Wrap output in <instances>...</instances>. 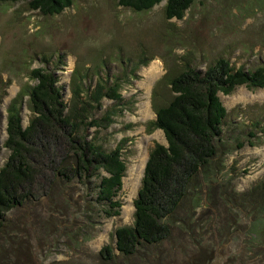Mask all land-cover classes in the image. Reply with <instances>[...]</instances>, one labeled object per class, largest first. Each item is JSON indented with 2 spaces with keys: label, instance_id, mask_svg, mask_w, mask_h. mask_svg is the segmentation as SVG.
I'll return each instance as SVG.
<instances>
[{
  "label": "rangeland",
  "instance_id": "374dc122",
  "mask_svg": "<svg viewBox=\"0 0 264 264\" xmlns=\"http://www.w3.org/2000/svg\"><path fill=\"white\" fill-rule=\"evenodd\" d=\"M165 4L136 12L117 0H75L63 13L46 16L31 10L28 1L0 3V169L10 155L4 147L7 107L29 82L32 69L54 71L66 88L77 67L114 80L136 62L148 61L137 66L131 84L121 82L123 97L134 102L127 106L132 110L123 107L108 130L90 131V138L98 135L107 150L123 145L127 173L119 194L121 216H101L94 194L77 182L41 181L37 199L10 212L0 231V264H104L99 253L115 244V231L134 225L133 202L151 150L156 143L167 144L163 131L148 133V123L156 118L154 98L167 96L165 76L180 73L185 58L201 69L221 56L245 70L264 65V0H195L182 20H168ZM50 59L53 64L46 63ZM220 98L229 113L222 146L227 154L220 153L211 180L202 176L193 185L172 222L173 241L164 246V264H241L245 253L252 255L247 205L236 206L232 199L264 179V88L241 86ZM114 103L104 100L103 110ZM102 115L96 112L97 118ZM22 116L26 127L31 116L27 103ZM256 121L261 127L251 128ZM144 260L139 253L133 264Z\"/></svg>",
  "mask_w": 264,
  "mask_h": 264
},
{
  "label": "trees",
  "instance_id": "16d2710c",
  "mask_svg": "<svg viewBox=\"0 0 264 264\" xmlns=\"http://www.w3.org/2000/svg\"><path fill=\"white\" fill-rule=\"evenodd\" d=\"M20 1H28L33 11L54 16L72 7L75 0L0 3ZM163 1L117 0L119 6L136 12L152 10ZM194 1L166 0V18L182 20ZM184 61L180 73L165 76L167 96L161 101L154 98L156 119L148 123V133L162 130L167 145L156 143L151 150L133 202L134 225L115 231V244L105 246L99 253L104 264H117L119 260L133 264L139 253L145 255V264H164V246L173 241L172 222L192 193L193 185L200 183L202 176L205 181L211 180L220 153L227 154L222 146L223 126L229 113L220 94L232 95L241 86L252 90L264 88V65L245 70L221 56L201 69L193 60ZM147 64L148 61L136 62L130 71L124 69L123 78L114 80L102 77L100 71L87 68L83 72L77 67L66 88L59 85L60 77L54 71L39 67L29 72V82L7 107L8 137L4 147L10 155L0 169V231L9 223L10 212L37 199L41 181L46 185L57 180L65 185L77 182L94 194L92 200L99 206L101 216H121L123 203L119 194L127 173L123 145L107 150L98 141V135L90 138V131L108 130L123 107L125 111L134 104L123 97L121 82L131 84L128 80L132 75L137 79V66ZM106 99L115 103L103 110ZM25 103L31 112L26 127L22 116ZM115 106L122 109L114 110ZM101 111L103 115L97 118L96 112ZM261 125L256 121L251 128ZM251 136L256 134L251 132ZM243 147V143L239 144V149ZM232 203L247 205L251 222L246 235L252 255L247 257L245 253L241 264H264V179L248 192L234 195ZM156 252L160 253L158 258L151 259Z\"/></svg>",
  "mask_w": 264,
  "mask_h": 264
},
{
  "label": "crops",
  "instance_id": "0c3cea01",
  "mask_svg": "<svg viewBox=\"0 0 264 264\" xmlns=\"http://www.w3.org/2000/svg\"><path fill=\"white\" fill-rule=\"evenodd\" d=\"M155 115H156V113H155ZM155 119H156V118H155ZM155 119H154V120H155ZM161 131H162V130H161ZM166 142H167V141H166ZM163 145H165V144H163ZM166 145H167V144H166Z\"/></svg>",
  "mask_w": 264,
  "mask_h": 264
}]
</instances>
